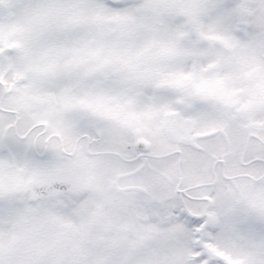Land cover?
I'll use <instances>...</instances> for the list:
<instances>
[{
  "label": "snow or ice",
  "instance_id": "6c2138e0",
  "mask_svg": "<svg viewBox=\"0 0 264 264\" xmlns=\"http://www.w3.org/2000/svg\"><path fill=\"white\" fill-rule=\"evenodd\" d=\"M0 264H264V0H0Z\"/></svg>",
  "mask_w": 264,
  "mask_h": 264
}]
</instances>
